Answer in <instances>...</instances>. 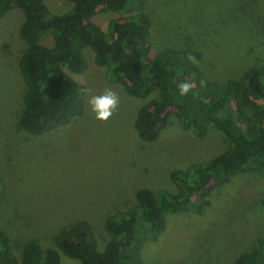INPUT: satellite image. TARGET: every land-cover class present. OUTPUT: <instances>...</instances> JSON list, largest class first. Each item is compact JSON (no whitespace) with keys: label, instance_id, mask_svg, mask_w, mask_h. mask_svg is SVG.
I'll use <instances>...</instances> for the list:
<instances>
[{"label":"rangeland","instance_id":"374dc122","mask_svg":"<svg viewBox=\"0 0 264 264\" xmlns=\"http://www.w3.org/2000/svg\"><path fill=\"white\" fill-rule=\"evenodd\" d=\"M44 1L56 13L73 7L69 0ZM145 10L153 22L151 55L169 48L191 53L204 77L222 85L240 82L247 68L264 64V0H147ZM123 15L100 10L94 20L108 31L110 21ZM24 17L14 7L0 18V227L17 244L33 237L53 245L55 232L77 220L93 225L104 240L106 218L128 209L138 189L178 192L173 171L228 147L218 129L199 136L175 116L158 128L155 140H142L135 119L150 98L131 96L123 84L109 81L90 47L82 50L83 72L65 69L91 90L83 114L46 133H27L18 122L25 92L20 59L26 43L19 33ZM105 88L120 96L107 122L95 119L87 102ZM209 199L202 214L188 209L168 215L166 230L142 249L146 264H230L244 244H254L264 231V173L239 172L214 187ZM62 262L81 264L65 254Z\"/></svg>","mask_w":264,"mask_h":264},{"label":"trees","instance_id":"16d2710c","mask_svg":"<svg viewBox=\"0 0 264 264\" xmlns=\"http://www.w3.org/2000/svg\"><path fill=\"white\" fill-rule=\"evenodd\" d=\"M69 1L70 11L56 13L44 0H0V18L14 7L25 16L19 29L26 46L20 59L25 92L18 121L24 131L40 135L83 114L86 87L65 69L83 72L87 63L82 50L90 47L96 63L107 67L109 81L123 84L131 96L150 98L135 119L142 140H155L158 128L175 116L181 127L199 136L218 129L228 147L207 161L173 171L178 192L138 189L128 209L106 218L104 240L85 220L61 227L49 246L33 237L17 244L0 227V264H63L62 254L81 264H146L142 249L166 230L169 214L188 209L202 214L214 187L239 172L264 173V64L247 68L240 82L222 85L207 80L177 49L151 55L153 22L145 10L147 0ZM100 10L124 15L112 19L105 31L94 20ZM183 81L195 84L186 96L176 89ZM230 264H264V231L253 245L244 244Z\"/></svg>","mask_w":264,"mask_h":264},{"label":"clouds","instance_id":"9594fccd","mask_svg":"<svg viewBox=\"0 0 264 264\" xmlns=\"http://www.w3.org/2000/svg\"><path fill=\"white\" fill-rule=\"evenodd\" d=\"M187 59L193 64H198L199 61L191 53L188 54ZM200 85L206 86V81L201 80ZM195 84L191 81H183L177 84L176 89L180 96L188 95ZM90 89H85V92H90ZM88 105L95 119L107 122L117 111L120 105V96L118 92L111 88H105L102 93L98 95H90L88 99Z\"/></svg>","mask_w":264,"mask_h":264}]
</instances>
